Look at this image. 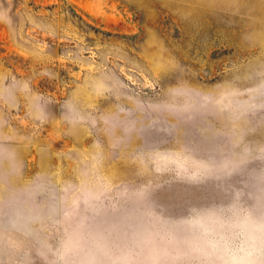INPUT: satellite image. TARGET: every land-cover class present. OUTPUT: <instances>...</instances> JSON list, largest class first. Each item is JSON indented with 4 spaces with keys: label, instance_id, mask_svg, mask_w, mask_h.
<instances>
[{
    "label": "rangeland",
    "instance_id": "rangeland-1",
    "mask_svg": "<svg viewBox=\"0 0 264 264\" xmlns=\"http://www.w3.org/2000/svg\"><path fill=\"white\" fill-rule=\"evenodd\" d=\"M0 264H264V0H0Z\"/></svg>",
    "mask_w": 264,
    "mask_h": 264
}]
</instances>
